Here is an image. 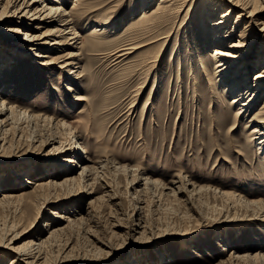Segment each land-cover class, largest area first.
I'll list each match as a JSON object with an SVG mask.
<instances>
[{"label": "rangeland", "instance_id": "374dc122", "mask_svg": "<svg viewBox=\"0 0 264 264\" xmlns=\"http://www.w3.org/2000/svg\"><path fill=\"white\" fill-rule=\"evenodd\" d=\"M75 1L53 0V3L62 4L70 12ZM141 1L84 0L78 6L76 19L81 41L88 38L86 35L93 26L109 21L104 33L93 37L99 44L88 45L81 51L82 60L76 68L81 75L79 80L72 72L61 71L56 64L48 68L40 65L30 54L23 55V60L18 62L13 57L6 61L8 53L0 39L1 98L34 114L66 121L88 150L85 156L108 157L168 186L155 193L146 189L139 193L148 224V228L140 230L143 237L140 232L129 229L135 205L131 181L132 175L138 172L117 177V196L113 200L105 198V183L112 182L111 176L103 177L104 180L95 184L96 193L91 199L101 196L105 199L92 207L88 205L90 199L79 204L76 218H83L84 222L76 225L72 235L61 242L70 244L63 254L67 256L65 263L161 264L159 261L166 257L163 264H224L234 253H264V221L249 220L259 212L260 203L247 207V200L264 201V151L259 152V140L252 139L255 125L246 127L251 123V116L235 121L240 107L238 103L232 104L235 95L224 91L215 77L214 61L206 64L191 55L192 46L185 35L178 40L184 48L181 53L173 48L162 50V46L153 44L124 60L116 59L117 50L133 40L134 29L143 15ZM160 1H153L148 9L157 8ZM174 14L167 12L162 16L175 18ZM198 15L196 11L193 13L195 18ZM232 18L234 22L235 12ZM19 28L15 33L18 34ZM161 28L169 31L165 25ZM236 35L238 39L239 32ZM261 45L262 42L257 45L256 52L261 50ZM214 49L201 50L199 56L210 60ZM72 50V46H60L53 56H64ZM146 57L154 63L137 66ZM193 60H196L195 67L191 65ZM253 73L252 82L256 75ZM77 96L83 100H76ZM254 105V111L259 112L260 101ZM3 133L2 129L0 135ZM65 137L62 134L60 138ZM13 139V132L7 134L8 145L15 143ZM28 146L26 143L18 154L39 158L0 161V195L31 190L23 181L26 188L14 182L16 174L12 171L38 182L53 179L45 171L48 162L41 158L52 147L40 142L30 145L29 149ZM12 154L0 151V160L13 157ZM49 162L53 167L55 158ZM59 169L54 172L60 176L56 179L62 180L65 176L60 175ZM179 175L189 180V184L212 189L194 197L190 203L177 188L172 192L171 181ZM66 193L61 188L53 189L54 197L60 198L58 204L49 207L48 213L59 205L73 206L72 196ZM18 202L12 200L11 204L0 207V232L13 220L24 218L20 229L32 221L35 208L21 215ZM46 217L36 223L42 225ZM236 220L242 222L232 223ZM27 240L30 238L25 236L17 245ZM55 251V254L59 252L58 247ZM4 252L0 250V264H11V254ZM234 264L263 263L252 259Z\"/></svg>", "mask_w": 264, "mask_h": 264}, {"label": "bare ground", "instance_id": "6f19581e", "mask_svg": "<svg viewBox=\"0 0 264 264\" xmlns=\"http://www.w3.org/2000/svg\"><path fill=\"white\" fill-rule=\"evenodd\" d=\"M83 1L76 0L77 3L73 5V10L67 12L62 4L57 5L53 3V0H0V39L8 53L5 57L6 61L13 57L15 62H18L23 60V55L30 54V58H36L40 65L48 68L56 64L61 71L72 72L73 77L79 80L81 75L76 71V68L79 67L82 60L81 51L88 45L99 44V42L94 41L93 37L104 33L105 27L108 28L109 26V21L93 26L86 35L88 38L81 41L82 35L77 28L78 20L76 17H79L78 6ZM153 1L155 0L141 1L143 15L141 20L137 22L136 29H134L133 40L130 44L117 50L116 59L123 58L122 60H124L136 51L153 44H159L162 46V50L173 48L176 53L180 50L181 53L184 48H182V43H178V40L182 35H185L192 46L191 55L194 58L198 57L200 61L206 64L213 63V61L216 63L215 77L220 81L224 91L235 95L232 104L238 103L240 105L235 115V121L245 119L247 115L251 116V123H248L246 127L255 125L252 129V139L259 140L257 143L259 152H261L260 150L264 151V0H161L157 8L148 9ZM76 9L77 11H74ZM195 11L199 13L196 18L193 16ZM167 12L176 13L174 14L175 18L162 16ZM221 12L222 14L218 17ZM234 12L236 13V20L233 22ZM84 15L80 20L84 18ZM178 20L179 25H177ZM183 24H185L184 27ZM162 25L168 27L169 31L165 32L161 28ZM17 27H20L18 34L15 33ZM173 28L178 29V31L174 32ZM237 32H239L238 39H235ZM203 40L205 41L201 44ZM260 42H262L261 50L256 52L255 48ZM64 45L72 46L74 50L64 56L54 57V52H57L60 46ZM211 47L215 48L211 54L212 59L208 60V58L199 56L201 50L205 51ZM0 58L2 60V57ZM152 62L154 63L153 59L146 57L137 66L146 67ZM205 63L203 64L205 65ZM195 64L196 60H193L192 67H195ZM254 71L256 75L252 82ZM76 100H83V98L77 96ZM259 101L262 105L261 110L255 112L256 106L254 104ZM20 107L9 104L0 97V132L2 129L4 131L3 135H0V151L4 153L13 152L12 155H14L0 161L6 163L33 157L39 158L38 155L32 154L24 157L25 155L18 153L24 149L22 147L26 143L29 146H35L37 142H40L46 147H52L50 152L40 157L48 164L54 158L55 162L53 167L47 163V166H44L45 171H48L53 178L44 182L28 180L22 174L12 171L16 174L14 175V182L20 187L26 188L23 185L24 182L28 185L27 188L31 190L24 189L22 193L17 195H11L8 192H3L0 195V207L2 208L11 204L12 200H17L20 202L18 205H20L19 213L21 215L26 214L25 212H28L32 207L36 210V214L34 217L32 216V221H29L25 228L22 229L21 227L20 229L24 219L20 218L16 221L13 220L10 224L6 223L7 225L0 232V250L11 254V264H66L67 256L63 254L70 244L67 241L63 244L61 242L66 236L72 235L76 225L84 222L83 218H76L79 214L78 205L88 199H90L89 207L106 197L108 200L115 199L117 196L115 190L118 187L117 177L120 175L129 176L133 171L138 173L132 175L131 181V187H134L131 196L135 205L129 229L130 232L137 233L141 229L148 228L147 216L145 215L146 218L143 216L141 207L143 201L140 199L139 193L143 189L155 193L158 189L168 188V186L160 183L158 179L147 177L139 170H133L126 165H119L108 157L102 158L101 156L93 159L90 156H85L84 154L88 153V150L83 145L80 136L76 134L74 127L66 121L49 118V116L42 114H34ZM11 132H13L15 145H8L7 134ZM62 134L67 135V138L61 139ZM34 148H37V145ZM58 169L61 172L60 175L65 176L62 180H58L60 176L54 172ZM107 175L111 176L110 179L113 183H105V198L101 196L91 199L96 193L95 184L99 180H104L103 177ZM19 177L20 181L17 180ZM171 184L174 187L172 192L177 188L190 203L194 197L196 199L202 192L212 189L189 184V180L182 175L171 181ZM57 188L58 190L59 188L66 190V194L72 196L74 204L70 208L59 205L58 208L48 213L49 207L59 202L57 200L60 197L57 199V195L55 197V194L53 195V189ZM45 189L49 191L44 194ZM26 198L29 199V203ZM23 200L26 201L24 204ZM257 203H260L258 204L260 206L259 212L255 213L256 216L249 218V220L264 221V201L247 200V207L252 208V205ZM69 213L77 214L70 216ZM45 215L48 217L39 226L36 222ZM236 222L242 221L236 220L232 223L237 224ZM116 226H120V224ZM140 234L143 236V233L140 232ZM25 236L30 240L17 245ZM61 246H65V248L62 249ZM56 247H58V251L62 249L57 254H55ZM233 255L228 261L222 263L234 264L237 261L258 259L264 264V253L262 252L255 254L234 253ZM163 258L162 261H159L161 264L166 261V257Z\"/></svg>", "mask_w": 264, "mask_h": 264}]
</instances>
